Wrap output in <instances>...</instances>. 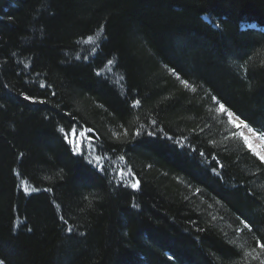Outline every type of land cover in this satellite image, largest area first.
<instances>
[{
  "label": "trees",
  "instance_id": "1",
  "mask_svg": "<svg viewBox=\"0 0 264 264\" xmlns=\"http://www.w3.org/2000/svg\"><path fill=\"white\" fill-rule=\"evenodd\" d=\"M219 103L264 134V0H0V260L260 264Z\"/></svg>",
  "mask_w": 264,
  "mask_h": 264
},
{
  "label": "snow or ice",
  "instance_id": "2",
  "mask_svg": "<svg viewBox=\"0 0 264 264\" xmlns=\"http://www.w3.org/2000/svg\"><path fill=\"white\" fill-rule=\"evenodd\" d=\"M89 39H91V38H89ZM108 63L111 64L112 61H109ZM181 83L184 84L185 87H188L189 86L186 81L181 80ZM193 91H195V89H193ZM29 98L30 97H27V96L25 97V99H29ZM212 99L215 101L216 100V97L213 96ZM136 103L138 104L139 101H137ZM217 112L220 113V114H225V113L227 114V122H228V124L231 125L234 129H236V131L235 132H232L231 135L233 137L238 136L242 140L244 146L250 152H252L253 155H255L260 160L261 163H264V152H262L261 150H259L261 146L255 145L253 143V139H252V137L255 136V137L259 138L261 140V142H262V145H264V134H261V133L257 132L256 130H254L252 127L249 126L248 123L245 122V120L240 119L238 116H234V113L232 111H230L228 108H226V106H225L224 103H219V107L217 108ZM153 123H155V121H153ZM245 128L248 130L249 133L252 134V136L246 135L242 131V129H245ZM60 131L63 132L64 130L61 129ZM75 131H76L75 128H73V130H72V135L73 136L75 135ZM88 131L91 132L92 130L89 129ZM140 134L141 133L138 130L137 133H136V135L139 136ZM154 134L155 133H153V132H149L148 133L149 136H152ZM79 135H80L81 138H83L84 135H85V133L83 131H81L79 133ZM64 138H65L66 141H68V143L73 144V152L79 153L81 151V147H80V144L79 143H76L73 140H69L67 135H65ZM168 139H172V138L171 137H168ZM201 155H203V153H201ZM94 159L97 162H99L101 158L99 156H97ZM121 159H123V157H121ZM119 175L123 176L124 173H119ZM138 185H139V181L137 180L136 182H134V183L131 184V187L133 189H135V188L138 187ZM25 191H27V189H25ZM197 191H199V189H197ZM244 227L245 228H248L249 225L245 223L244 224ZM256 246L258 248L264 249V244H261L259 242V240L257 241ZM246 255H250V254L249 253H246ZM0 264H4V262L2 260H0ZM260 264H264V260H261Z\"/></svg>",
  "mask_w": 264,
  "mask_h": 264
},
{
  "label": "rangeland",
  "instance_id": "3",
  "mask_svg": "<svg viewBox=\"0 0 264 264\" xmlns=\"http://www.w3.org/2000/svg\"><path fill=\"white\" fill-rule=\"evenodd\" d=\"M225 115L227 116L226 113H225ZM242 131H243L246 135L252 136V134L249 133L248 130H247L246 128H245V129H242ZM252 139H253V143H254L255 145H259V146H261L259 150H261L262 152H264V145H262L261 140H260L259 138L255 137V136H253Z\"/></svg>",
  "mask_w": 264,
  "mask_h": 264
}]
</instances>
